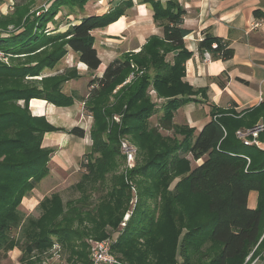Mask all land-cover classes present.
I'll return each instance as SVG.
<instances>
[{
  "label": "trees",
  "instance_id": "trees-1",
  "mask_svg": "<svg viewBox=\"0 0 264 264\" xmlns=\"http://www.w3.org/2000/svg\"><path fill=\"white\" fill-rule=\"evenodd\" d=\"M89 1L91 0H47L42 8L33 13L29 9L35 1L30 0L16 6L14 16H0V53L3 54L0 58V252L20 249L21 264L35 249H49L54 236L61 240L71 264H90V241L110 238L90 231V223L85 224L88 228L84 230L69 228L79 219L82 225V215L91 220L95 213L86 211L81 214L82 211L76 206L67 210L58 198L59 208L56 211L48 210L50 200H47V204H41L44 215L53 217L51 226H58L41 237L38 233L35 234L37 229L34 219H26L20 210L24 198L48 174L47 165L53 151L43 146L45 135L62 131V128H56L49 123L45 116H33L29 102L38 99L59 108L74 104L73 99L62 93L60 79H52L53 82L50 78L47 79L48 82L43 80V83L31 79L30 81L36 83L41 82L39 84L50 85V88L43 87L41 90L35 86L29 88L28 84L24 86L22 82L26 77H38L67 51L75 53L79 62L85 64L90 72L99 69L102 60L95 48L93 32L118 21L124 15L125 9L119 6L103 15L82 13ZM2 2L0 0V4ZM145 3L152 6L153 19L162 27L163 37H151L139 53L115 59L100 77L91 79L89 86L92 90L85 104L88 102L89 109H94L92 104L106 93L107 99L112 103L111 111H116L119 105H125L127 109L133 106L138 109L130 115L139 117L153 105L152 98L148 94L145 96L150 84L164 104L165 110L159 120V128L154 129L157 136L159 129L170 132L176 129L173 112L189 103H197L199 92L194 91L183 80L184 64L192 56L185 48V38L191 34L190 30L184 28L186 11L175 0H167L165 4L159 0H145ZM65 8L68 9L66 18L75 15L74 19L68 21L63 30L60 27L50 30L48 25L57 24L55 18ZM9 25L14 27L13 30L7 29ZM59 42L62 44L49 49ZM37 52H45V57L33 67H29L31 64L17 66L4 62V58L11 60ZM198 52L201 57L209 54L214 60L223 62L234 57V49L229 42L210 31L203 33ZM170 54L174 55L173 63L168 60ZM149 59H152L154 66L153 77L142 79L132 91L121 90L124 89L122 87L112 95L124 82L133 62L146 63ZM20 101H24L25 105L21 106ZM258 123L264 124V102L242 112H237L234 108L226 110L213 106L210 120L201 131L196 132V129L188 125L178 127L177 133L185 135L181 139H167L168 144L165 146L155 142V149H158L156 154L136 170L140 179L169 185L183 172L181 166L187 155L195 161V165L179 179L174 190L170 192L176 198L182 195L202 197L210 218L187 232L189 237L200 236L198 243L183 237L186 226L178 227L171 242L173 246H177L173 264H190L192 257H207L201 249L202 240L207 238L219 245L218 255L211 261L212 264H229L245 259L251 250V259L254 260L259 253L255 260L256 264L261 263L264 257V131L259 135L260 147L246 145L237 136V131L252 129ZM135 125L137 124L126 126L128 134H135V131H130ZM67 133L79 139L86 136L85 130L79 126L71 128ZM90 135L93 151L108 157L112 150L104 132L94 131ZM111 139H114L113 136ZM138 145L141 144L138 142ZM106 157L98 159L100 169L106 168ZM201 160L202 163L198 164ZM82 165L86 169L90 168L85 157ZM92 171L90 168V173ZM252 192L258 194L255 209L249 208L248 204ZM116 216L117 221L123 217L119 206ZM162 216V209L140 210L130 216L118 238L110 240L112 254H121L129 264H144L145 258L150 256L149 249L145 250L144 263L137 260L139 257L128 255L127 251L141 246L140 243H144L147 235L158 227ZM55 218L57 219L54 220ZM67 230L72 236H69ZM15 231H19L17 236L13 234ZM80 233L90 235L87 245L75 243ZM30 257L31 255L25 264L31 262Z\"/></svg>",
  "mask_w": 264,
  "mask_h": 264
},
{
  "label": "rangeland",
  "instance_id": "rangeland-1",
  "mask_svg": "<svg viewBox=\"0 0 264 264\" xmlns=\"http://www.w3.org/2000/svg\"><path fill=\"white\" fill-rule=\"evenodd\" d=\"M29 1L30 0H3L0 4V16H14V10L17 8L16 6ZM34 1L35 3L32 4L29 9V11L33 13L37 12L42 8L44 3L47 2V0ZM67 12L68 9L65 8L64 12L60 13L55 18L57 24H49L48 28L52 30L60 27L61 30H63V26L68 21H72L75 17V15H72L66 18L65 14ZM82 13H84V11ZM147 13L149 14L148 20L150 18L152 19L151 12ZM144 26H147V24H144ZM13 28L12 25L7 27L8 30H13ZM99 31L100 30L94 31L93 35L96 43L95 48L98 50L99 57L102 60L101 66L103 67L100 68L104 73L107 66L116 59L115 53H119L122 50V45L107 44L105 37ZM136 31L137 29H133L126 33L123 41L126 45L131 42H137L138 39L141 40L143 36L141 34L135 35V33H137ZM60 44H62V42L49 47V49L51 50ZM109 49H112V51L109 52ZM127 54L137 53L125 52L118 58H122ZM2 57L3 54L0 53V58ZM44 57L45 52H37L30 56H19V58H13L11 60L4 58V62L12 63L17 66L31 64L29 67H33L43 60ZM142 63H132L124 82L112 95H115L118 89L120 90L122 87L124 89L121 90H127V92L130 90L132 91V89L139 84V81L153 77L154 66L152 64V59H149L146 63ZM93 76H96V74L87 71V68L79 62L78 56L75 53L67 51L63 57L59 58V60L52 65V67L45 68L38 77H26L22 82L24 86L29 85V88L35 86L41 90L43 87L50 88L49 84H39L43 80L45 81L50 78L51 80L60 79L62 80L60 85L62 93L66 97L73 99L74 104L67 108L57 107L61 109L59 111V116L64 118L65 123H63L64 121H59L57 122L58 125L52 124L56 128H62V131L49 134L59 133V137L66 138L67 141L61 143L58 147L51 148L54 146V138H57L58 135H49L47 137L45 146L53 151L47 165L48 174L35 184V189L26 197L36 199L37 205L34 206V201L30 205H21L20 210L26 219H34L37 229L35 234L38 233V236L41 237L47 232L58 228V226H51L53 217L44 215L41 204H47V200H50L48 210L56 211L59 208L58 199H60L61 205L67 210L76 206L82 211L81 214H85L86 211H92L96 215L91 217V220L89 217L82 215L84 217V223L81 225V220L79 219L80 221L76 220L69 228L84 230V228H88L85 227V224L90 223V231L93 230L99 234V236L110 237L105 240H116L121 234L122 228H124V225L127 223L128 215L132 216L140 210L162 209L164 216H162L158 227L154 228L152 233L147 235L144 239V243H140L141 246L131 248L127 252L128 255L139 257L137 260L144 263V258L146 257L144 256L145 250L149 249L150 256L148 255V257L145 258L146 261L144 264H173V257L177 246H173L171 242L172 239H174L173 235L178 232V227L186 226V230L183 231V237L189 239L190 242L198 243L201 237H189L190 235L187 232L210 218L205 207V201L202 197L191 198L182 195L180 198H176L173 197V194L170 192L174 190L179 179H182L188 173V170L195 165V161L190 155H187L185 162H183L181 166L183 172L178 174L177 179L170 182L169 185L140 179L138 178L139 176L136 170H139L156 154L158 149H155V142L157 145L162 144L165 146V144H168L167 139H181L185 133H183V136L179 135L177 133V128L186 125V122L184 124V120L189 121L192 118L203 119L206 115V111H204L202 107L193 106H186L181 110L178 109L173 112L174 117L177 115V124H175L176 129L171 132L159 129V135L155 136L154 129L159 128V120L163 117L165 110L161 100H156L152 85L150 86L149 84V87L145 91V96L148 94L147 96L152 98L153 105H150V107L143 111L138 117L137 115H130L138 109L133 106L127 109L125 105H119L116 111H111L110 107H112V103L107 99L108 95H106V93L95 100L92 104L94 109H89L88 102L87 104L85 103L92 90L89 84ZM31 79L41 82L36 83L30 81ZM151 82H153V80H151ZM31 101L29 102V108L33 114ZM19 104L21 106L25 105L24 101H20ZM46 119L48 120L47 117ZM48 122L51 123L49 120ZM134 123L137 125L130 129V131H135V134H128L127 130H125L126 126H130V124ZM61 125L63 127H60ZM75 126H79L85 130L86 136L84 139L73 136L70 137L71 135L67 133ZM99 130H102L105 138L110 141L109 146L113 152L110 151L108 157L93 151L90 134L91 132L93 133ZM111 135L114 139H111ZM137 141L141 144L140 146ZM123 142L130 144L136 149V157L132 167L127 163V159L122 151ZM84 157L87 165H90V168H92V173H90V168L86 169L82 165ZM101 157L107 158L108 164L105 169L99 168L98 159ZM118 206L123 211V217L117 221L118 217L116 213ZM56 219L57 218L54 220ZM67 231L69 232V236H72L70 231ZM18 233L19 231L13 232L14 236H17ZM34 239L36 240V238ZM52 240L53 244L49 249L43 251L38 248L30 254L31 262L29 264H71L68 259V252L59 237L54 236ZM89 241V234L80 233L75 243L79 242L80 245L84 246L87 245ZM67 245L68 244H66V246ZM201 249L207 254V257H192L190 264H212L211 261L218 255L219 245L207 238L202 240ZM11 251L0 252V264H14L11 258ZM86 252L89 253V250L87 249ZM29 256H26L25 262L29 259ZM115 256L121 263L129 264L127 259L121 254H115ZM251 257L252 250L248 252L245 259H238L229 264H256L257 260L254 261ZM205 258H208V260ZM25 262L22 264H25ZM19 264H21V262H19ZM258 264H264V257L261 263L259 262Z\"/></svg>",
  "mask_w": 264,
  "mask_h": 264
},
{
  "label": "crops",
  "instance_id": "crops-1",
  "mask_svg": "<svg viewBox=\"0 0 264 264\" xmlns=\"http://www.w3.org/2000/svg\"><path fill=\"white\" fill-rule=\"evenodd\" d=\"M159 1L165 4L167 0ZM175 1L186 11L184 28L191 31V34L185 38V48L192 53V56L184 64L185 76L183 80L194 91L199 92L197 103H189L181 109L186 106H193L202 107L206 111L203 119L184 120V124L186 122V125L199 132L210 120V111L213 106L226 110L234 108L237 112H242L263 103L264 0ZM102 2V4H98V1H89L84 7V12L89 15H103L119 6L125 9L124 15L118 21L99 31L105 37L107 44L122 45V50L115 53L116 59L125 52L139 53L153 36L163 37L162 27L157 25L153 19L152 6L145 3V0H132V2L129 0H102ZM147 12H151L152 19L148 20L149 14ZM257 23H260V26L253 29V25ZM133 29H137L135 35L141 34L143 37L137 42L126 45L123 42L125 35ZM205 31H210L215 36L229 42L234 49L233 59L223 62L214 60L207 54L201 57L198 52V45ZM108 51L110 52L112 49ZM173 56V54L169 55L171 63L174 60ZM81 64L87 68L85 64ZM100 67L94 72L96 76H93L92 79L103 74ZM87 71H89L88 68ZM154 96L156 100H160L156 92ZM31 105L34 116H46L53 125H58L57 122L64 121V118L59 116L61 109L47 101L32 100ZM176 117L177 115L174 117L175 124H177ZM49 135H58L57 138H54V146H49L51 148L58 147L67 141L66 138L59 137V133L47 134L43 141L44 146ZM200 163L202 160L198 162V164ZM257 195L256 192L250 194L249 208L255 209L257 207ZM34 201L35 206L37 205L36 199L25 198L22 205H30ZM21 257L20 249L15 248L11 251L14 264H19Z\"/></svg>",
  "mask_w": 264,
  "mask_h": 264
},
{
  "label": "built area",
  "instance_id": "built-area-1",
  "mask_svg": "<svg viewBox=\"0 0 264 264\" xmlns=\"http://www.w3.org/2000/svg\"><path fill=\"white\" fill-rule=\"evenodd\" d=\"M102 0L98 1V4H102ZM260 26V23L253 25V29ZM209 55V54H207ZM264 131V124L258 123L255 127L248 130L237 131V136L246 145H255L260 147L259 135ZM122 151L127 159V163L130 167L135 161L136 149L128 143H122ZM249 161V159H248ZM130 215H128L129 219ZM127 219V221H128ZM125 226V225H124ZM111 241H90V264H123L113 254L111 250Z\"/></svg>",
  "mask_w": 264,
  "mask_h": 264
}]
</instances>
